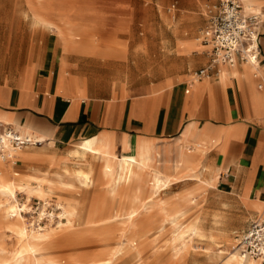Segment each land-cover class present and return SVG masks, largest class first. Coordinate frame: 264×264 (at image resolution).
Segmentation results:
<instances>
[{
	"label": "crops",
	"instance_id": "1",
	"mask_svg": "<svg viewBox=\"0 0 264 264\" xmlns=\"http://www.w3.org/2000/svg\"><path fill=\"white\" fill-rule=\"evenodd\" d=\"M239 1L246 14L261 16L258 65L220 66L192 84L186 77L194 70H188L150 91L144 79L129 84L120 76L130 68L117 43L130 35L123 30L142 0H0V40L15 42L9 57H26L0 69L18 73L0 81V122L42 143L22 149L35 156L19 163L39 162L50 178L52 170L75 160L67 155L79 141L120 155L153 143L158 153L153 164L167 172L176 149L186 147L214 178L208 190L234 202L245 218L236 240L264 212V0ZM19 41L31 42L25 54L17 52ZM174 46L183 55L202 47L190 40ZM205 57L199 68L209 62Z\"/></svg>",
	"mask_w": 264,
	"mask_h": 264
},
{
	"label": "rangeland",
	"instance_id": "2",
	"mask_svg": "<svg viewBox=\"0 0 264 264\" xmlns=\"http://www.w3.org/2000/svg\"><path fill=\"white\" fill-rule=\"evenodd\" d=\"M142 1L144 3L142 9L136 10V18L123 30L130 35L117 42L119 48L127 52L130 68V72L120 73V76L131 80L129 84H132L133 79L136 81L138 77L141 80L144 79L147 88L151 91L162 80L167 78L177 80L178 75L186 74L188 70H195L207 62L205 56L209 48L201 42V31L206 24L209 11L214 10L218 0ZM18 14L25 16L22 9L18 10ZM141 16L142 18L139 19ZM1 28L4 29L5 26ZM27 28L31 29L32 26ZM177 40H190L202 47L189 55L179 54L174 46ZM17 43V52L22 54L26 53L27 45L31 44L28 41ZM11 45H15V42L0 40V69H8L16 62L26 60L25 56L9 57L8 54L13 52ZM249 69L254 71L252 68ZM17 76V72H0V81L13 80ZM186 79L188 83L191 81L190 76ZM71 99L74 97L72 96ZM180 149L182 148L176 149L168 173L159 169L162 177H169L170 180L165 188H159L160 192L157 195L160 199L159 204L163 206L162 209L147 206L146 202L152 201L150 198L147 199L149 193L145 188L137 190L138 185L135 179L130 181L131 190L128 189L129 187L124 188L125 191L122 192L119 189L114 195L108 194L99 183H95L94 187L89 189L77 188L71 192L64 189L57 181H52L53 190L47 193L48 179L43 175L47 169L39 162L24 165L19 163L22 159L35 156V153L18 151L17 164L14 167L7 164L0 176L4 181L14 180L17 184L27 181L31 188L38 187V183L41 182V194L44 197L32 195L26 201V194L18 192L19 203L26 202V206L30 208L28 214L22 212L27 225L35 223L37 213L41 209L46 212L38 222L42 227L54 228L56 224L53 221L56 220L65 224V219L58 217L61 212L58 204L73 200L79 202V218L71 226L63 225L55 229L60 231V235L66 234L67 237L63 245L56 244L50 249L49 256L52 258L48 264H88L94 260L103 261L110 258V251L118 245V242L125 241L131 242V246L123 249L122 254L116 257L115 264H134L137 260V257H134V248L140 256L136 264H225L226 255L218 254L217 250L226 247L229 251L233 248L235 234L244 227L245 218H241L234 202L219 197L211 190L198 188L194 181L176 184L181 181L180 177L185 173L184 168L177 164L182 163L184 159L190 165L196 163L191 156L180 155ZM183 149L187 150L186 147ZM32 150L34 149L29 148L26 151ZM75 160L48 172V177L52 178V175L60 172L62 168L71 171L80 168L84 170L86 167L88 169L87 164L93 162L94 158L91 156L82 163L78 159ZM167 161H169L168 158ZM34 173L44 177L28 175L25 178V175ZM189 192L195 196L192 201L187 200L185 195ZM88 203L91 205V213L94 214L90 217L94 223L83 226L82 220L86 215ZM179 210H183L184 214L178 216L177 220L184 225L192 221L197 214L202 217L200 226L205 233L203 238L191 236L183 238V235L176 232L173 227V216ZM2 213L3 209L0 208V217ZM128 213H133V226H129V220L125 218ZM51 218L54 219H52L53 223L49 222ZM0 222V262H6L11 259L19 244L10 230L3 231L4 220L0 218ZM228 240L231 243H228Z\"/></svg>",
	"mask_w": 264,
	"mask_h": 264
},
{
	"label": "bare ground",
	"instance_id": "3",
	"mask_svg": "<svg viewBox=\"0 0 264 264\" xmlns=\"http://www.w3.org/2000/svg\"><path fill=\"white\" fill-rule=\"evenodd\" d=\"M245 1L247 0H244V2ZM50 29H52V27H50ZM244 65H248V63H245ZM251 66L256 67L255 65H251ZM79 90L83 91V89H79ZM17 152L18 151H16V153ZM88 153L92 154V157L96 161L95 163L97 164L95 167H92L91 165L88 167L87 170L86 167L84 170L76 169L72 171L67 168H64L63 170H61L60 173H57L55 175V180L46 178L48 179L47 182L49 184L48 187L46 188V192L51 193L53 190L52 181H57L59 184L63 186L64 189L71 192L75 191L77 188L89 189L90 187H94L95 183H99L101 186H103V188L106 190L108 194L114 195L118 192L119 189L121 190V192L124 190V188L127 189L129 187L128 189H130L129 186L130 181L135 179L136 184L138 185L136 189L142 190L143 188H145L146 191L149 193L147 199L150 198V200L152 201L146 202L147 206L159 207L160 209H162L163 206L159 204L160 199L157 198V195L160 192L159 188L162 187L165 188L167 182H169L170 180L169 177L163 178L162 172L159 170L158 167L154 166L153 164L154 159L158 154L157 147L153 143H150L148 145L141 144L137 146L136 151H134L133 153L120 155V154H114L111 151L104 149L102 147L95 146L91 142L79 141L76 144H74V147L72 149L68 151L67 157L78 160H82V159L86 160L87 158H85V156ZM179 153L180 155L184 154L185 156H191L190 152L183 148L179 150ZM7 164L13 166L8 162L1 163L0 173ZM177 166H181L184 168L185 173L180 177L182 181L192 180L197 184V186H199L198 188H203L204 190L206 189L212 190V188L214 187L213 185L214 178L211 175L206 176L205 175L206 168L200 166L197 162L193 165H190L184 159V161L180 164H177ZM216 173H218V170ZM40 184L41 182L38 183V187L31 188L29 187L27 181L17 184L14 182V180L4 181V179L0 176V208L3 209V213L0 218L5 222L3 231L5 232V230H10L11 235L17 239V242L19 244L18 249L15 252H13L11 259L6 260V262L5 261L0 262V264H48L50 259L52 258L49 256L50 249L54 247V245L56 244H59L61 246L63 245L64 242H66L67 235L66 234L60 235V231L58 232V230L56 231L55 229L60 228L63 225L71 226L74 223V221H76V219L79 218V214H78L79 202L73 200V201H68L65 204H61V203L58 204L59 208L61 209V212L60 213L58 212L59 213L58 217L60 219L62 218L65 219L66 221L65 224H63L62 221L60 220L58 221L56 220L57 222L53 221L56 224L54 228H47L46 226L42 227L38 222L42 219V216L45 215L46 212L43 209H41L39 213H37L38 216L35 218V223H30V225H27L25 223V218L22 212L24 214H28L30 208L26 206L27 205L25 204L26 202L21 204L19 203L18 192L26 194L27 196L26 201H28L29 198L32 197V195L38 196L39 198L44 197L41 194L42 190L40 188L41 186ZM185 195L188 198L187 200L190 201H192L195 197L192 192H189ZM87 205H88L87 212L82 220L83 226L84 225L89 226L94 223L90 218L92 214L91 205L89 203ZM53 214L50 215L52 216ZM132 214L133 213H128L126 214L125 217L127 220H129L128 221L129 226H133ZM183 214L184 211L179 210L176 211V214L173 216V227H175L176 232L178 234L183 235V238L188 236L203 238L205 233L203 232L200 226L202 223V219H201L202 217H199V214H197V216L194 217L192 221L184 225L179 223V221L177 220V217ZM52 219L53 218H51L49 222H52ZM171 222L172 220L170 221V223ZM210 237L212 238V235H210ZM228 243L231 242L228 240ZM130 244L131 242L129 243L127 241L118 242V245L111 249L110 258L103 261L94 260L88 264H115L114 262L116 257L122 254L123 249L126 246L130 248L131 246ZM232 244L234 246L229 251L226 247L224 249L220 248L219 250H217L218 254L226 255L224 259L225 264H243V263L259 264L258 260L243 258L240 252H238V250L236 249L235 240ZM133 252H134V257H137L136 262L139 261L140 256L137 249L134 248ZM136 262L134 264H136Z\"/></svg>",
	"mask_w": 264,
	"mask_h": 264
},
{
	"label": "built area",
	"instance_id": "4",
	"mask_svg": "<svg viewBox=\"0 0 264 264\" xmlns=\"http://www.w3.org/2000/svg\"><path fill=\"white\" fill-rule=\"evenodd\" d=\"M260 25L261 16L246 14L239 0H218L201 31V42L209 48V62L191 72L189 83L206 78L213 70L218 73L220 66H234L238 62L257 66L261 53ZM41 144L31 137L21 136L12 125L0 122V171L3 162L17 164L16 151ZM235 241L243 258L264 264V212L251 219Z\"/></svg>",
	"mask_w": 264,
	"mask_h": 264
}]
</instances>
